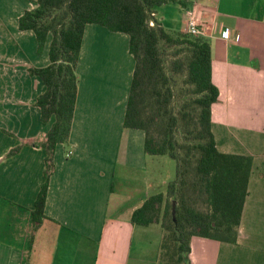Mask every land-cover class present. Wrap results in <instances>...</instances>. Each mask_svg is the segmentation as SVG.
Masks as SVG:
<instances>
[{
	"label": "crops",
	"instance_id": "0c3cea01",
	"mask_svg": "<svg viewBox=\"0 0 264 264\" xmlns=\"http://www.w3.org/2000/svg\"><path fill=\"white\" fill-rule=\"evenodd\" d=\"M181 1L156 17L185 31L190 14L198 15L220 91L212 108L218 149L254 157L238 242L194 236L190 262L264 264V0ZM35 6L0 0V264H158L160 225L131 217L168 182L145 152V132L124 127L135 59L129 36L105 26H86L71 135L56 148L45 217L33 222L46 150L31 142H43L50 123L36 105L45 85L28 69L50 63L51 41L39 53L35 33L19 28Z\"/></svg>",
	"mask_w": 264,
	"mask_h": 264
},
{
	"label": "trees",
	"instance_id": "16d2710c",
	"mask_svg": "<svg viewBox=\"0 0 264 264\" xmlns=\"http://www.w3.org/2000/svg\"><path fill=\"white\" fill-rule=\"evenodd\" d=\"M181 0H34L19 18L32 30L43 53L51 37L50 63L29 67L45 85L36 105L50 123L46 139L31 142L46 150L45 182L34 223L45 217L49 181L59 144L71 135L79 90L77 72L85 29L99 24L130 38L135 59L124 127L145 132V152L175 161V178L165 192L152 193L131 217L135 225H160L158 264H191L194 236L236 244L254 157L218 149L212 108L220 91L213 82L211 44L203 35L171 32L156 8ZM176 202V221L173 203Z\"/></svg>",
	"mask_w": 264,
	"mask_h": 264
},
{
	"label": "rangeland",
	"instance_id": "374dc122",
	"mask_svg": "<svg viewBox=\"0 0 264 264\" xmlns=\"http://www.w3.org/2000/svg\"><path fill=\"white\" fill-rule=\"evenodd\" d=\"M166 5L157 6L156 11L158 12L160 18H162L161 14L165 11L167 15H170L172 12L170 8H165ZM166 28V27H165ZM167 29V28H166ZM171 32H178V30H170ZM116 50V49H115ZM153 161L155 162V165L160 166L161 168V175L162 180H167V182H170L175 178V161L168 155H158L153 156L151 155ZM166 191V182H162V184L158 185L153 189L152 193H158V192H165ZM162 229V228H161Z\"/></svg>",
	"mask_w": 264,
	"mask_h": 264
},
{
	"label": "built area",
	"instance_id": "2783aa9c",
	"mask_svg": "<svg viewBox=\"0 0 264 264\" xmlns=\"http://www.w3.org/2000/svg\"><path fill=\"white\" fill-rule=\"evenodd\" d=\"M186 29L185 32L190 33L192 35H202V22L198 15L194 12L190 14V16L187 19L186 22ZM223 37L229 39L231 38L230 30H225L223 32ZM239 35L236 36V39H239ZM72 152H69L68 155H70Z\"/></svg>",
	"mask_w": 264,
	"mask_h": 264
},
{
	"label": "water",
	"instance_id": "95a60500",
	"mask_svg": "<svg viewBox=\"0 0 264 264\" xmlns=\"http://www.w3.org/2000/svg\"><path fill=\"white\" fill-rule=\"evenodd\" d=\"M175 207H176V202L174 201V203H173V211H172L173 217H174V221H176V210H175Z\"/></svg>",
	"mask_w": 264,
	"mask_h": 264
}]
</instances>
